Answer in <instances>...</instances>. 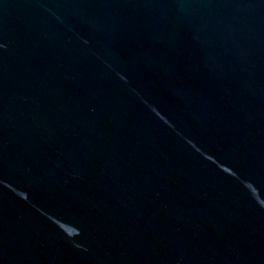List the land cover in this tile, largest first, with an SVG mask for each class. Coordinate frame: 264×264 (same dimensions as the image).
Wrapping results in <instances>:
<instances>
[{
    "label": "water",
    "instance_id": "1",
    "mask_svg": "<svg viewBox=\"0 0 264 264\" xmlns=\"http://www.w3.org/2000/svg\"><path fill=\"white\" fill-rule=\"evenodd\" d=\"M0 264H264V0H0Z\"/></svg>",
    "mask_w": 264,
    "mask_h": 264
}]
</instances>
